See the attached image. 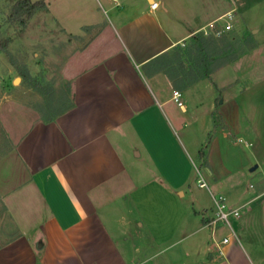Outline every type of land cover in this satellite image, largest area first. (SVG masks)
Wrapping results in <instances>:
<instances>
[{
	"label": "crops",
	"instance_id": "0c3cea01",
	"mask_svg": "<svg viewBox=\"0 0 264 264\" xmlns=\"http://www.w3.org/2000/svg\"><path fill=\"white\" fill-rule=\"evenodd\" d=\"M200 1L111 0L120 8L111 19L89 15L78 33L61 28L83 42L64 63L70 104L48 122L28 110L32 122L20 131L0 118L10 141L0 156V209L12 229L0 242V264H264V9L230 0L231 8L192 16ZM227 19L257 26L252 47L210 81L182 88L162 71H142ZM202 80L219 94L207 102L206 120L184 103L180 115L166 113L173 91L182 97ZM214 109L224 128L212 131ZM197 131L201 145L211 136L204 187L199 178L192 183ZM237 140L248 163L219 156L225 146L239 160ZM209 186L238 209L226 224H210L216 197Z\"/></svg>",
	"mask_w": 264,
	"mask_h": 264
},
{
	"label": "rangeland",
	"instance_id": "374dc122",
	"mask_svg": "<svg viewBox=\"0 0 264 264\" xmlns=\"http://www.w3.org/2000/svg\"><path fill=\"white\" fill-rule=\"evenodd\" d=\"M18 1L20 0H0V43L5 45L4 50L0 52V118L6 129L20 131L21 128H26L32 122L30 119L32 115L27 112L28 110L37 118L43 119L46 115L53 114L47 110L48 103L59 110L65 109L71 102V81L63 75L64 63L83 42L67 35L61 28L65 27L74 33H78L77 25L87 22L90 16L95 19H111L113 12L120 8L113 6L111 0H85V2L79 0H47L54 17L49 13L46 2L45 8L28 17L26 13L13 14L14 6ZM29 1L33 3L38 0ZM124 1L126 0H120L119 3L122 4ZM252 1L264 9V0ZM199 3L202 7L195 6L191 10L192 16H210L217 9L232 7L230 0H201ZM217 5L221 7L216 8ZM87 9L91 13H88ZM54 18H57L58 21ZM227 24L230 25L229 30L224 29ZM255 27L257 26L254 25L251 28ZM251 28H242L233 19H227L210 25L197 34L209 41L211 51L221 50L227 44H231L238 56L252 47ZM141 69L145 72V69ZM254 71L251 68V72L254 73ZM21 73H25L27 77L20 76ZM247 74V72L245 75L239 72L235 75L233 71L229 73L231 77H244ZM200 84L199 88L186 91L181 99L185 107H189L190 110L195 109L196 116L203 118L202 121H204L209 115L206 110L208 108L207 102L213 101L215 104L219 99V94L211 82L210 87L206 86L205 80H202ZM164 90V93H169L166 88ZM63 99L65 101L61 103ZM165 111L176 115L181 114L179 107L174 102H170L165 107ZM210 116L211 120L210 122L207 121V125H211L212 131L220 127L224 128L215 109L210 113ZM204 127L205 124H203V129ZM184 134L182 129L179 137L185 144L187 140ZM203 135V132L197 131L191 144V146L196 147L197 145L199 148L198 158L194 159L193 184H195L196 179L204 177L203 173L206 171L202 169L204 167L203 157L206 154V144L211 136L206 140L204 139L205 141L201 145ZM237 141L234 143H241V140ZM239 146L243 154L239 160H236L237 157H232L235 154H230L225 146L220 149L222 152L219 151V156L227 163L235 162L236 165L238 161L239 163H248L250 161L248 151L244 149L242 143ZM9 148L8 134L3 126H0V156L6 153ZM217 159L219 160V158ZM2 171H6L5 166ZM251 176V174L247 175L244 181L250 180L248 177ZM246 183L247 186L249 182ZM208 188L210 193L217 198L213 188L211 186ZM1 213L0 209V242L3 237L12 235V229L7 223L6 216L1 215Z\"/></svg>",
	"mask_w": 264,
	"mask_h": 264
},
{
	"label": "trees",
	"instance_id": "16d2710c",
	"mask_svg": "<svg viewBox=\"0 0 264 264\" xmlns=\"http://www.w3.org/2000/svg\"><path fill=\"white\" fill-rule=\"evenodd\" d=\"M43 8H45V0L33 3L29 0H20L16 2L13 14L26 13L30 17ZM4 48L5 45L0 43V52ZM235 57L236 53L231 44H227L221 50L211 51L209 41L196 33L190 37V42L185 48L176 46L169 54H164L148 62L143 69L150 68L155 73L162 71L176 87L184 88L200 79L210 81L212 73L232 62ZM20 76L27 77L25 73H21ZM64 101L63 99L61 103ZM47 110L53 114L43 118L46 122L62 112V109L57 110L50 103L47 104Z\"/></svg>",
	"mask_w": 264,
	"mask_h": 264
},
{
	"label": "built area",
	"instance_id": "2783aa9c",
	"mask_svg": "<svg viewBox=\"0 0 264 264\" xmlns=\"http://www.w3.org/2000/svg\"><path fill=\"white\" fill-rule=\"evenodd\" d=\"M115 2H117L118 0H113ZM158 6L157 2H151L150 4V8L152 10L156 9ZM230 18V17H229ZM225 30H229L230 29V25L227 24L224 27ZM218 34V32H216ZM172 101L176 104L177 107H182L183 106V102L181 99V93L179 91H173L172 92V96H171ZM198 184L200 187H204L205 184L203 183V181L201 180V178H199L197 180ZM214 203H215V214L214 217L212 219V222L210 223L212 226L215 225V223L218 222H222V223H228V219L230 216H237L238 215V209H231L229 208L226 203L224 198L222 197H218L216 199H214ZM226 240H223V242H225Z\"/></svg>",
	"mask_w": 264,
	"mask_h": 264
},
{
	"label": "water",
	"instance_id": "95a60500",
	"mask_svg": "<svg viewBox=\"0 0 264 264\" xmlns=\"http://www.w3.org/2000/svg\"><path fill=\"white\" fill-rule=\"evenodd\" d=\"M255 169V166L250 169V171H253Z\"/></svg>",
	"mask_w": 264,
	"mask_h": 264
}]
</instances>
